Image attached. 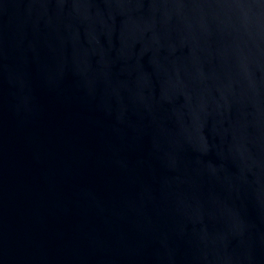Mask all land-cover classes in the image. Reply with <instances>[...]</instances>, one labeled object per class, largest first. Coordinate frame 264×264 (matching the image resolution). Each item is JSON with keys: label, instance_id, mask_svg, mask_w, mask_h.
I'll list each match as a JSON object with an SVG mask.
<instances>
[{"label": "water", "instance_id": "1", "mask_svg": "<svg viewBox=\"0 0 264 264\" xmlns=\"http://www.w3.org/2000/svg\"><path fill=\"white\" fill-rule=\"evenodd\" d=\"M0 264H264V0H0Z\"/></svg>", "mask_w": 264, "mask_h": 264}]
</instances>
